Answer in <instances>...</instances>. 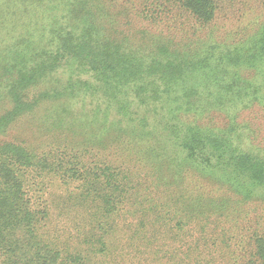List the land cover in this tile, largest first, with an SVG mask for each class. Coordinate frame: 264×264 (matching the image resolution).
Instances as JSON below:
<instances>
[{
    "label": "trees",
    "instance_id": "trees-1",
    "mask_svg": "<svg viewBox=\"0 0 264 264\" xmlns=\"http://www.w3.org/2000/svg\"><path fill=\"white\" fill-rule=\"evenodd\" d=\"M175 2L199 26L213 23L219 14H224L225 20L235 17L238 20L240 11L264 10V0ZM48 3L49 0H0V60L15 55L21 42L33 36L34 31L43 29L37 26L41 14L35 8L44 10ZM79 6L87 14H92L95 8L105 10L106 6L108 35L104 33V42L98 44L92 41L88 30L76 42L72 62L91 70L96 82L107 91L112 110L125 124L117 120L110 126L103 123L95 129V120L90 117L75 121L72 133L75 131L76 137L85 132L87 137L95 131L91 135L96 145L106 144L120 151L126 161L121 165L108 163L90 172L76 170L77 175L64 177L68 169L59 173L45 162L44 156L36 155L21 143L3 141L0 144V262H58L56 253L34 240L32 232L39 217L26 188V183H31L35 191H40L39 185L48 176H54L62 183L76 182L82 186L89 179L90 190L99 187V193L105 192L108 212L113 210L111 222L120 214L125 228L133 231L128 236V246L123 248L130 264H239V253L246 257L247 252H237L231 246L233 243L221 240L220 218L228 219L232 214L225 210L230 207L227 200L231 195L243 204H264V157L244 153L240 144L237 146L238 141L224 130L203 128L188 118L200 117L210 108L234 116L254 105L264 107V21L253 32L239 38L232 36L217 41L209 36L182 47L172 46L168 39L156 37L153 42L148 39L147 47L155 45L159 49L157 56L150 58L151 51L147 55L136 53L133 49L142 47L126 42L122 39L126 38L125 33L118 30L119 22L123 21L121 16L126 20V15L133 10L132 0H64L63 8L73 27L79 26L75 16ZM99 17L95 14L94 21L86 22L87 28L93 30L90 28L93 27L100 33ZM57 24L53 21L52 26ZM168 52L174 56L167 55ZM45 66L39 65L36 69L42 70ZM149 76L151 83L146 84ZM127 84L136 87L134 93L140 104L158 102L165 111L166 143L161 144L154 138L155 132L146 128V122L136 121L132 101L124 97L127 89L121 88ZM149 85L154 89L152 96H142ZM71 98L75 96L70 88L42 97L63 104V100ZM15 99L11 118L0 120V136H6L16 120L34 109L24 106L17 94ZM49 118L57 124L51 114ZM120 124L124 130L117 126ZM126 131L136 135L130 136ZM124 132L128 140L122 138ZM196 177L201 185L194 184ZM218 181H222L223 189ZM220 189L225 191V200H220ZM239 208L240 204L236 210ZM249 242L252 246L249 257L253 258L250 263L264 264V229L253 234Z\"/></svg>",
    "mask_w": 264,
    "mask_h": 264
},
{
    "label": "rangeland",
    "instance_id": "rangeland-1",
    "mask_svg": "<svg viewBox=\"0 0 264 264\" xmlns=\"http://www.w3.org/2000/svg\"><path fill=\"white\" fill-rule=\"evenodd\" d=\"M132 1L133 10L126 15V20L124 15L121 16L123 21L119 22L118 30L125 33L126 38L122 39L126 42L142 47L137 50L131 48L136 53L147 55L151 51L150 58L157 56L159 49H156L155 45L147 47L148 39L151 42L156 37L163 41L168 39L172 46L182 47L198 38L205 40L209 36H213L217 41L232 36L239 38L253 32L264 21V10L251 8L240 11L238 20L236 17L225 20L224 14H219L213 23L199 26L183 9L178 8L175 0ZM48 6L44 10L35 8V12L41 14V21L37 26L43 29L34 31L33 36L21 42L15 55H7L5 59L0 60V120L11 118L16 101L15 94L22 99L24 106L27 104L34 108L16 120L6 136H0V144L7 140L23 144L36 155L44 156L45 162L57 172L62 173L68 169L63 173L64 177L77 175L76 170L90 172L108 163L118 165L126 161L125 155L121 156L120 151H114L106 144L96 145L94 135H91L95 131L87 137L85 132L82 133L84 135L78 134L76 137L75 131L72 133L75 121L90 117L95 120V129L103 123L110 126L117 120L125 124L118 113L112 110L107 91L102 84L96 82L91 70L78 62H72V50L76 42L87 35L88 30L93 42H104L103 34L108 35V26H105V23L109 24L108 17H104L106 6L105 10H91L92 14H87L85 9L79 6L78 13H75L79 20V26L76 27H73L69 17H66L64 0H49ZM230 12L229 15L226 14L228 17ZM95 14L100 16L97 25L100 33L93 27L90 28L95 31L87 28L86 22L94 21ZM141 15L146 18L138 17ZM53 21L58 22L54 27ZM122 22L126 25L121 26ZM144 35L147 37H142ZM167 55L174 56L170 52ZM166 58L165 56L163 59ZM43 64L47 66L42 70L36 69ZM151 79V76L147 77L145 83L150 84ZM69 88L74 90L75 98L63 100L64 104L42 99ZM121 88L122 91L127 89L124 97L132 101L131 107L137 112L136 121L146 122V128L154 130V138L161 144L166 143V114L161 105L158 102L142 105L135 96L136 87L127 84ZM153 91L149 85L144 89L142 96H152ZM50 114L57 120V124L51 122ZM184 118L182 120H185ZM188 120L203 128L222 129L229 133L234 141H238L236 144H240L244 153L264 157V107L254 105L234 116H226L220 109L210 108L204 115L189 116ZM122 124L117 126L124 130ZM88 132L89 130L86 133ZM126 132L121 135L128 140ZM127 134L136 135L128 132ZM197 177L194 181L196 186L201 185ZM57 179L59 177L48 176L45 182L39 185L40 191H35L36 187L26 183V188L32 196V206L39 217L32 234L34 240L42 247L58 255V262L53 264H130L123 248L128 246V236L133 235V231L125 228L122 221L124 218L120 214L113 223L111 222L113 210L108 212L105 192L99 193V187L90 190L87 185L89 179L83 186L76 182L62 183ZM210 181L216 183L214 179ZM221 182L218 181V184L223 189ZM206 184L210 185L209 182ZM222 189L220 200H225V191ZM80 193L83 195L78 196ZM227 201L230 202V207H225V210L232 214L228 219L220 218V238L230 245L233 243L231 246L237 252H247L246 257L239 253V264H251L250 260L253 258L249 257L252 251L249 239L253 234L263 232L264 204H243L236 201L234 195ZM232 202L235 203L231 205ZM239 204L237 211L236 206ZM232 239H237L238 242L233 240L230 243Z\"/></svg>",
    "mask_w": 264,
    "mask_h": 264
}]
</instances>
